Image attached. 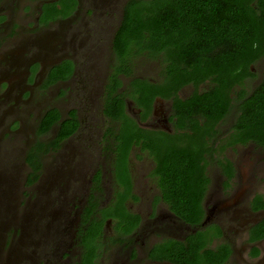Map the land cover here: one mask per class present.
<instances>
[{"label":"flooded vegetation","instance_id":"af4514ba","mask_svg":"<svg viewBox=\"0 0 264 264\" xmlns=\"http://www.w3.org/2000/svg\"><path fill=\"white\" fill-rule=\"evenodd\" d=\"M56 1L59 0H0V30L16 26L15 18L23 15L17 26L28 28L27 35H18V40L14 36L18 30L10 37V42L19 44L18 55L6 57L10 51H0V63L5 65L1 74L12 67L10 61H18L16 57L28 53V49L33 48L39 59L26 63L21 81L4 83L2 87L0 84L4 93L0 95L2 114L24 118L25 113L29 117L34 112L35 123L30 133L19 135L26 130L22 119L8 132L19 142L25 139L21 163L26 173L22 185L25 189L33 188L40 182L44 169L50 168L47 188L59 190L54 201L66 208L53 216H44L48 227L53 224L44 238L52 247L40 251L43 260L37 263H32V256L25 251L34 249L24 247L34 241L32 233L37 229L32 228L23 237L31 227H14L13 237L17 238H12L9 245L13 247L12 261L84 264V257H92L93 264H173L162 256L165 244L177 242L189 251L188 240L197 230L208 237V228L216 226L220 235L205 243V249L228 247L230 255L224 264H264V237L249 241L254 227L264 221V148L253 143L231 144L227 137L235 120L233 113L219 118L216 114H189L187 106H176L174 98L185 103L194 93L207 91L210 82L163 91L167 84L159 61L156 80L135 75L137 66L132 68L135 78L148 80L158 93L149 105H139L138 91L142 85H131L133 78L127 74V67L121 69L123 62L113 51V40L129 0H75L73 9L58 5L60 13L55 19L48 15L47 20L42 19L45 6ZM15 8L20 12L13 17ZM50 28L55 30L50 32ZM3 35H7L6 31ZM0 42L7 47L4 40ZM63 63L71 64V73L55 80L48 78L50 70ZM115 68H120L121 73H116L113 80ZM259 77L257 74L251 80L252 85ZM113 90L122 98L130 127L140 130H126L122 120L105 115V105L114 95ZM9 91L17 94L7 95ZM52 91L57 104L50 103ZM52 109L59 114L56 123L73 120L64 137L59 135L56 123L44 132L38 130L41 119ZM227 118L231 123L225 128L230 122ZM195 119L202 126L198 131L202 141L196 146L191 128ZM37 145L42 152L39 162L34 161L32 166L26 158ZM182 148L199 153L198 165L208 180L202 191L200 228L176 215L170 206L172 199L163 189V171L171 167V162L175 163ZM48 159H52L49 166ZM34 167L38 168L35 174ZM211 169L217 172L213 180ZM32 173L37 180L28 183L27 176ZM58 183L67 188L66 193L60 191ZM70 183L72 187L68 188ZM257 197L261 200L259 205ZM211 216H218L221 221L210 220Z\"/></svg>","mask_w":264,"mask_h":264},{"label":"trees","instance_id":"16d2710c","mask_svg":"<svg viewBox=\"0 0 264 264\" xmlns=\"http://www.w3.org/2000/svg\"><path fill=\"white\" fill-rule=\"evenodd\" d=\"M62 4L73 9L75 0L47 4L42 19L47 20V15L55 19L60 13L57 6ZM113 51L120 63L123 62L121 69L127 67V74L133 78L131 85H142L138 91L140 106L149 105L158 94L151 82L132 74L135 60L144 57L161 63L167 84L163 91H176L185 84L197 86L208 80L210 87L207 91L194 93L185 103L174 98L176 106H187L189 114H216L219 118L233 113L235 120L227 137L231 144L253 143L264 148V0H129L113 40ZM260 65L263 67L261 79L248 92L247 85L257 76L254 68ZM121 69L115 68L113 80ZM71 70V64L63 63L52 68L48 78L64 77ZM113 93L106 102L105 115L122 120L126 130H140L130 127L123 113L122 98L114 90ZM58 120V112L49 110L41 119L38 130L44 132ZM72 122L71 119L56 123L59 135L64 137ZM191 128L196 146L202 141L198 132L202 126L195 119ZM38 146L33 147L26 158L32 166L34 161L39 162L42 151L37 149ZM198 157L196 150L192 153L183 148L178 150L175 163L171 162V167L164 170L162 176L163 189L172 199L173 211L183 222L195 228H200L203 221L201 197L208 182L198 165ZM37 170L34 167L33 173ZM33 173L27 176L28 183L37 180ZM256 202L261 203L260 197ZM208 229L209 238L202 230L190 237L189 251L177 242L165 244L163 258L173 264L226 263L230 255L228 247L219 245L216 249H205V243L220 235L216 226ZM254 229L250 242L264 237V221ZM92 259L84 257V264H93Z\"/></svg>","mask_w":264,"mask_h":264},{"label":"rangeland","instance_id":"374dc122","mask_svg":"<svg viewBox=\"0 0 264 264\" xmlns=\"http://www.w3.org/2000/svg\"><path fill=\"white\" fill-rule=\"evenodd\" d=\"M118 1V0H117ZM122 2L123 0H119ZM18 8H15L12 15L13 17L17 15ZM29 15V14H28ZM15 18V25L16 26H5L0 30V41H5V45L7 47H3L0 42V51H10V53L6 57L16 56L18 55L20 50H17V46L19 44H13L10 42V37L12 33H16V30L19 31L14 36H18L20 34L27 35L26 30L28 28L17 26L21 24L23 17ZM30 16V15H29ZM32 17V16H31ZM32 27V26H31ZM50 32H53L55 28H50ZM6 31L7 35H3ZM19 36L15 39L18 40ZM18 61L12 63L11 68L6 70V73L3 75L1 74L2 70H5L4 63H0V84L1 87L4 83L9 82H16L21 81L24 78L25 71H26V63L30 60L38 61L39 59L35 57L34 49H28V53L23 54L22 56L16 57ZM42 59V58H41ZM46 61V60H45ZM135 65L137 66V70H135V75L142 76L146 79L156 80L159 72V62L152 61L146 58H137ZM135 66V67H136ZM256 73L260 75L257 81L252 85L250 83L247 85L246 89L249 92L255 85H257L258 81L261 78V74L263 71V67L260 65L254 68ZM4 94L3 91L0 89V95ZM16 95L17 91H9L7 95ZM54 95V91L51 92V99L50 103L57 104L59 101L53 102L56 97H52ZM66 108V107H63ZM4 107L1 106L0 108V264H15L12 261L11 254L13 253V247L9 248L10 242L13 238V241L16 240L17 236L13 237V229L16 227L17 229L20 226H28L31 227L29 230L27 229L23 233V237L27 236V233L33 229H37L32 234L34 235V241L28 242L25 244V248H32L34 250H25L28 256H32L31 262L37 263V260H41L42 255L40 251H47L50 247H52V243L50 245L46 244L45 235L49 231L50 227L53 225L51 224L49 227L45 224L44 216H53L55 212L66 210L64 205H61L54 201L55 195L58 193V189L47 188L48 185V175H50L51 170L50 168H45L43 171V176L38 184H36L33 188L30 187L26 189L22 185V181L24 179V175L26 170L22 166V144H24L25 139H21L19 142L14 136L9 135V130L13 129L14 126L17 124L16 122L19 119L24 120L23 125L26 127V130H23L19 135H25V133H30V131L34 127L35 118L34 112H30V116L27 117L26 113L23 116L24 118H12L11 116L2 114ZM27 117V118H26ZM230 121V118L226 119ZM227 122L225 124V128L230 124ZM27 136H30L27 135ZM20 148V150H18ZM48 166L52 159H48ZM47 166V167H48ZM212 180L214 179V173H217L214 170L209 171ZM260 184V179H257V185ZM263 189H264V179H263ZM60 186V191L62 190L63 193H66V187ZM72 185L70 183L68 188H71ZM213 184L211 185L210 189L212 191ZM24 193V197L21 194ZM27 193H30V197L27 196ZM36 195H40L36 199ZM27 214L29 216L27 217ZM57 217V216H56ZM210 220L213 221H221L220 217L218 216H211ZM43 232V233H42ZM29 237H31V235ZM230 239L233 238L232 235L229 236ZM237 237V236H236ZM234 239V238H233ZM45 241V242H44ZM24 245V244H23ZM47 246V247H46ZM34 247V248H33ZM12 250V251H11ZM24 252V251H23ZM239 255V253H236ZM9 258V259H8ZM237 258V257H236ZM239 258L241 256L239 255ZM43 260V258H42ZM72 260V259H71ZM16 264H25L23 262H19ZM42 264V263H40Z\"/></svg>","mask_w":264,"mask_h":264}]
</instances>
